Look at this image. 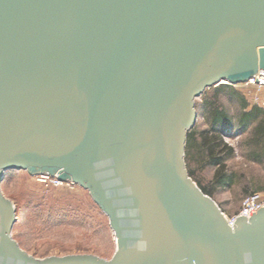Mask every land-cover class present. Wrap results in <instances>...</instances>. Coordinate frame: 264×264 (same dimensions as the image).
<instances>
[{
  "label": "water",
  "instance_id": "obj_1",
  "mask_svg": "<svg viewBox=\"0 0 264 264\" xmlns=\"http://www.w3.org/2000/svg\"><path fill=\"white\" fill-rule=\"evenodd\" d=\"M264 74V0H0V264H264V208L229 219L190 177L208 89ZM88 190L117 251L33 257L8 171Z\"/></svg>",
  "mask_w": 264,
  "mask_h": 264
},
{
  "label": "rangeland",
  "instance_id": "obj_2",
  "mask_svg": "<svg viewBox=\"0 0 264 264\" xmlns=\"http://www.w3.org/2000/svg\"><path fill=\"white\" fill-rule=\"evenodd\" d=\"M214 88L208 91L212 94ZM236 89L245 96L251 108L257 106L264 110V87L240 84ZM221 100L231 114L236 115L237 106L230 98L223 95ZM201 102L200 97L196 104ZM198 109L195 126L200 130L207 129L202 110ZM224 134L225 141L235 148L233 157L227 162L229 172L236 175L235 184L232 187L214 186V168L197 173V180L212 192L210 197L218 202L227 218L232 219L240 212L246 198H264V164L247 158L249 150L242 146L248 138L247 133L234 129ZM187 170L189 172L188 166ZM261 188L263 190L259 191ZM2 189L17 204L15 239L29 255L46 258L93 255L104 256L107 261L114 257L117 251L114 231L88 190L78 185L45 183L40 177L16 170L6 173Z\"/></svg>",
  "mask_w": 264,
  "mask_h": 264
},
{
  "label": "trees",
  "instance_id": "obj_3",
  "mask_svg": "<svg viewBox=\"0 0 264 264\" xmlns=\"http://www.w3.org/2000/svg\"><path fill=\"white\" fill-rule=\"evenodd\" d=\"M223 95L237 106L236 115H232L221 102ZM201 98V104L197 103L196 107L201 108L208 128L200 130L196 125L188 133L185 159L190 177L206 195L212 196V192L197 180V173L214 168L216 173L212 182L216 187H232L236 181V175L229 172L227 167L235 148L225 141L224 133L234 129L247 133L248 138L242 143L249 150L247 158L264 164V110L257 106L251 108L245 96L232 85H219L212 94L207 90Z\"/></svg>",
  "mask_w": 264,
  "mask_h": 264
},
{
  "label": "built area",
  "instance_id": "obj_4",
  "mask_svg": "<svg viewBox=\"0 0 264 264\" xmlns=\"http://www.w3.org/2000/svg\"><path fill=\"white\" fill-rule=\"evenodd\" d=\"M248 85H256L259 87H264V74H257L255 77L250 79L247 83ZM42 179L43 182L50 181L56 186H62L64 184H70L72 186H76L73 182L67 181L63 182L60 181L57 177H50L48 175H41L38 176ZM264 208V198L257 199L255 197H248L244 200L242 204V208L240 212L233 217L232 219H229V222L233 224L238 217H245V218H251L252 214L257 213L260 209Z\"/></svg>",
  "mask_w": 264,
  "mask_h": 264
}]
</instances>
